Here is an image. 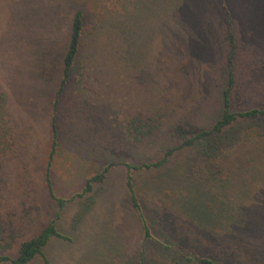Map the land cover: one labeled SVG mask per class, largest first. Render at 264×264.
I'll return each instance as SVG.
<instances>
[{
  "label": "rangeland",
  "instance_id": "rangeland-1",
  "mask_svg": "<svg viewBox=\"0 0 264 264\" xmlns=\"http://www.w3.org/2000/svg\"><path fill=\"white\" fill-rule=\"evenodd\" d=\"M230 3L252 37L239 45L229 112L264 111V51L257 45V33L264 40V0ZM193 4L186 35L202 55L214 23L201 0ZM79 8L85 35L97 34L96 45L83 41L84 50L109 54H100L94 66L81 58L89 74L77 73L63 86L51 165L55 183L75 187L77 176L89 178L104 165L138 168L128 174L152 239L140 238L134 213V263L199 264L205 257L217 264H264V117L238 119L221 137L213 135L216 149L205 147L208 155L201 140L183 145L222 118L229 36L218 35L213 56L197 60L185 42L164 35L163 26L174 23L160 17L157 0H0V93L20 111L15 152L20 169L35 173L38 227L54 213L42 173L70 22ZM100 24L109 27L100 32ZM171 150L162 166L142 167Z\"/></svg>",
  "mask_w": 264,
  "mask_h": 264
},
{
  "label": "crops",
  "instance_id": "crops-1",
  "mask_svg": "<svg viewBox=\"0 0 264 264\" xmlns=\"http://www.w3.org/2000/svg\"><path fill=\"white\" fill-rule=\"evenodd\" d=\"M201 1L204 12L210 15L209 20L214 23L211 36L207 34L202 55L200 46H195L186 35L188 17L194 14L193 0H157L156 10L158 13L162 12L160 17L172 19L174 23L171 28L163 26L164 35H172L173 38L185 42L191 56L199 60L213 56L218 35L220 37L226 34L224 38L229 36L227 62L232 68L234 79L239 45L245 41L244 36L249 39L252 35L248 36L243 32L244 27L232 14L230 0ZM177 13L181 15L178 16ZM257 38L260 51H264V40L258 33ZM161 39L160 32L158 41ZM18 115L20 111L9 107L8 101L0 104V257L16 259L21 243L35 238L53 222L56 235L49 238L42 248V255L34 256L27 264H116V259L120 261L119 264L140 263V259L137 263L133 261L131 238L134 213L141 232L140 238H143V229L138 213L133 207L134 188L130 189L127 185V168L117 170L111 169V165H104L108 170L104 173L102 181L91 183L89 191H85V187L92 176H77L75 187H70L67 182L56 180L55 183L56 176L51 170L53 193L56 198L64 200L62 208L50 197L43 171L45 191L55 205L53 215L38 227L37 188L36 182L33 181L35 173L32 175L30 169H20L22 158L19 149L15 152L17 138L14 133ZM6 151H9V154H6ZM25 163L28 168L31 167L30 157Z\"/></svg>",
  "mask_w": 264,
  "mask_h": 264
},
{
  "label": "trees",
  "instance_id": "trees-1",
  "mask_svg": "<svg viewBox=\"0 0 264 264\" xmlns=\"http://www.w3.org/2000/svg\"><path fill=\"white\" fill-rule=\"evenodd\" d=\"M109 25V24H108ZM108 25H99V30L101 32L107 29ZM87 36V38H86ZM97 34H89L85 35L84 32V11L82 8L77 9L70 22V30L68 34V45L67 49L63 55V74L61 79V85L59 86V90L54 94V100L53 103V115H52V121H51V144H50V151L48 153L46 164H45V183L46 187L48 189L50 197L55 201L56 205L59 208H62L64 204V200L56 198L51 184L50 179V173H51V165L54 158V155L58 148V138H59V131L57 127V115H58V100L60 94L63 92V86L64 84L70 80L75 74H79V76L82 78L84 75H86L88 72V69L86 66H81L80 62H82L81 58L87 59L84 60L86 64L94 66L97 63V59H99L100 54L101 57L106 58L109 54L108 49H95V50H84V40L91 41L93 45H96L97 43ZM111 44L110 39L108 42L103 43V47ZM111 56V52H110ZM232 69V68H231ZM233 88V78H232V70L230 73V80L228 88L225 89L223 92V115L222 118L217 120L211 130L209 132H201L196 138H193V140H188L184 142V146H189L193 143L194 140H201V144L203 145L204 153L208 155L207 149L205 147L211 145V149L215 150L216 146L212 144L213 140H216V138L213 137V135H219L221 137L223 129L231 126L235 122L240 120H249V119H255L260 116L264 117V111L258 110V109H252L250 111L241 112V113H230L229 112V100L231 95V90ZM0 100L2 103H6V98L3 94H0ZM58 103V104H57ZM1 104V103H0ZM148 128V125H147ZM148 132L149 131L148 129ZM228 134L224 133V137H227ZM206 151V152H205ZM173 153V150L167 152L164 157L157 162L155 165H147L144 164L142 167L145 169H150L152 167H160L165 162L168 161V158ZM125 167L128 169V172L133 169H138L137 167H131L130 165L124 164ZM108 170V167L104 168V170L94 176H92L88 181L86 182L85 191H89L91 187V183L93 182H100L102 181L104 177V173ZM127 185L130 189L133 188L132 184V177L130 174H128L127 177ZM132 202L134 210L138 213V216L140 218L142 229H143V239L148 240L152 239V234L149 229V226L144 220V217L142 215V208L139 206V202L135 196L134 191H132ZM56 235V231L54 228L53 222H50L48 226H46L35 238L24 241L20 245V249L18 252V256L14 260H10L7 257H0V264H5L7 262L11 264H27L34 256L36 255H42V248L46 245L47 241L51 236ZM199 264H217L215 260L211 258H199L198 259ZM143 264V259L141 258L140 263Z\"/></svg>",
  "mask_w": 264,
  "mask_h": 264
}]
</instances>
